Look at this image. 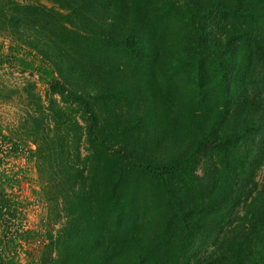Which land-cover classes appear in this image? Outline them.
I'll use <instances>...</instances> for the list:
<instances>
[{"label":"trees","instance_id":"16d2710c","mask_svg":"<svg viewBox=\"0 0 264 264\" xmlns=\"http://www.w3.org/2000/svg\"><path fill=\"white\" fill-rule=\"evenodd\" d=\"M0 36L46 86L0 125V264H264V0H0Z\"/></svg>","mask_w":264,"mask_h":264},{"label":"rangeland","instance_id":"374dc122","mask_svg":"<svg viewBox=\"0 0 264 264\" xmlns=\"http://www.w3.org/2000/svg\"><path fill=\"white\" fill-rule=\"evenodd\" d=\"M30 1H37L46 7H51V0ZM14 44L15 43L12 42L10 38L0 36V46L3 48V55H6L9 48ZM28 82H35L36 94L44 98L46 86L41 84L36 75L31 76L29 72L22 73L16 62H12V65L7 64L0 66V125L4 129L6 135L13 136L14 133L20 132V121L25 116V110L27 108L25 107L24 89ZM16 136H13L14 141L19 139V137ZM6 164L7 165H4L6 170H11L13 174L17 173L18 179L21 182L19 189H11L7 192L14 196V199L20 204L19 223L21 224L22 231H34L45 234L46 229L43 227V222L48 221V208L38 191L39 181L36 177L33 164H27L23 157L20 159H11ZM259 176H261V174ZM260 179L261 177L258 180L259 183ZM19 245L20 246L16 249V256L20 263L37 264L35 263L36 258L34 257V261L31 260V255L28 254L27 251L33 254L39 252L42 249L41 241L40 243L39 241L38 243H30L28 244L29 246L23 245V243Z\"/></svg>","mask_w":264,"mask_h":264}]
</instances>
